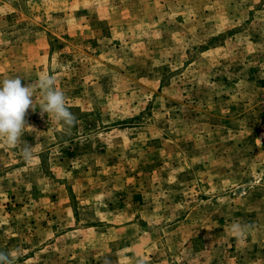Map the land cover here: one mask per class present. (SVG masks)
<instances>
[{"label":"rangeland","instance_id":"rangeland-1","mask_svg":"<svg viewBox=\"0 0 264 264\" xmlns=\"http://www.w3.org/2000/svg\"><path fill=\"white\" fill-rule=\"evenodd\" d=\"M44 74L76 123L37 90L0 141L14 264H264V0H0V80Z\"/></svg>","mask_w":264,"mask_h":264},{"label":"clouds","instance_id":"clouds-1","mask_svg":"<svg viewBox=\"0 0 264 264\" xmlns=\"http://www.w3.org/2000/svg\"><path fill=\"white\" fill-rule=\"evenodd\" d=\"M37 90L41 95L39 109L42 115L47 114L54 121L63 122L68 128L76 123L75 115L69 110L65 93L56 87L54 74L41 75L35 84L27 85L22 83L19 76L0 80V141L13 148L22 145L21 155L26 161L33 157V146L21 138L25 129L34 130L25 117L30 108L32 111L36 110ZM247 227L234 223L232 230L242 237ZM16 258L17 252L14 250L0 251V264H14Z\"/></svg>","mask_w":264,"mask_h":264}]
</instances>
